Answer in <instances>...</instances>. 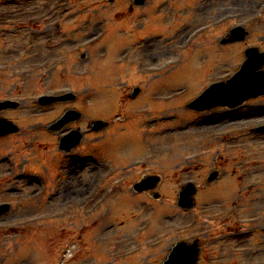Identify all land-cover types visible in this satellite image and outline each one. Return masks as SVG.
I'll return each mask as SVG.
<instances>
[{"label": "rangeland", "instance_id": "374dc122", "mask_svg": "<svg viewBox=\"0 0 264 264\" xmlns=\"http://www.w3.org/2000/svg\"><path fill=\"white\" fill-rule=\"evenodd\" d=\"M109 1L0 0V100L19 102L0 113L19 126L0 140V154H9L0 174L24 167L42 178L55 166L43 126L65 105L40 109L41 94L72 91L82 131L94 119L119 122L83 138L77 157L88 150L92 161L77 168V181L63 178L64 217L45 220L58 198L27 200L45 187L0 183V202L11 205L0 215V264H160L179 239L198 240V264H264V132H252L264 125V94L232 107H186L236 71L246 48L264 51V0ZM238 24L244 39L220 45ZM100 31L85 50L84 39ZM147 175L157 184L136 193L133 179ZM188 180L195 204L182 210L176 196Z\"/></svg>", "mask_w": 264, "mask_h": 264}, {"label": "water", "instance_id": "95a60500", "mask_svg": "<svg viewBox=\"0 0 264 264\" xmlns=\"http://www.w3.org/2000/svg\"><path fill=\"white\" fill-rule=\"evenodd\" d=\"M140 2V0H137ZM244 32L241 28H235L231 31L230 41L242 39ZM225 42V40H222ZM247 59L240 66L239 70L227 81L218 82L210 85L200 96L194 99L188 106L196 110H202L217 105H234L249 97L264 94V69L259 68L264 65V52L258 53L255 48H250L245 51ZM70 98L69 95L62 96H42L39 98L41 104L64 100ZM6 103L0 102V108L6 107ZM69 113H65L61 116L59 121H63ZM75 116H79L76 113ZM104 123L102 121H92L90 126L93 130L102 128ZM15 127H9L5 120H0V135L15 131ZM258 131L264 130V128L257 129ZM81 137V134L77 132V141ZM215 173L210 175V179L214 177ZM157 179H153L152 182H140L134 185L136 190H143L151 188ZM194 188L191 184L185 185L178 194V205L181 207H190L192 205L191 194H193ZM6 205L0 206V213L6 209ZM197 258V248L195 244H186L183 241H178L172 245L169 253L161 264H195Z\"/></svg>", "mask_w": 264, "mask_h": 264}, {"label": "flooded vegetation", "instance_id": "af4514ba", "mask_svg": "<svg viewBox=\"0 0 264 264\" xmlns=\"http://www.w3.org/2000/svg\"><path fill=\"white\" fill-rule=\"evenodd\" d=\"M55 107V105H52L51 107H47L45 110L47 111H51L53 110ZM65 107H63L61 111L64 110ZM60 112L56 113L55 115H53V117L51 118V122L60 114ZM49 121V122H50ZM71 130H77V125L75 124H68L67 126H63L59 132H45L47 137L44 141L45 144L50 145L51 147H53L56 151L55 153V157H54V161L52 160L54 165H58L59 168L54 169L51 168L50 172L48 171L46 178L52 177L51 181L53 182H59V180L61 179L60 176H64L65 173H68V177L67 180L69 183H71L73 180L77 181V144L75 145L74 148H72L71 150H60L58 148V139L60 136L64 135L67 132H70ZM11 136V135H10ZM47 153L44 154V158L48 157L50 155V150L49 149H45ZM53 155V154H52ZM60 169L66 170V172H61ZM23 171V169H21ZM52 171V173H51ZM7 174L10 175V177L12 178L13 181H15V174H18L17 171L15 169L9 171L7 170L6 172ZM19 179L22 178V175L18 176ZM29 178L27 177L24 182H28ZM48 180V179H47ZM47 180L45 182H47ZM7 181L6 178H2L0 176V182H4ZM41 183V182H40ZM60 184V182H59ZM65 196L64 191H62L61 193V200H64L63 197Z\"/></svg>", "mask_w": 264, "mask_h": 264}]
</instances>
